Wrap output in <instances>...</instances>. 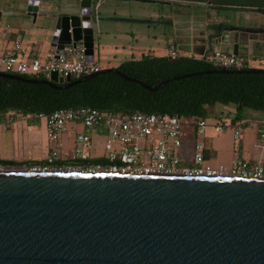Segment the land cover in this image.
Here are the masks:
<instances>
[{"label":"water","instance_id":"95a60500","mask_svg":"<svg viewBox=\"0 0 264 264\" xmlns=\"http://www.w3.org/2000/svg\"><path fill=\"white\" fill-rule=\"evenodd\" d=\"M73 1L76 13L40 15L42 0H9L7 10H0V31L5 35L14 17L33 24L51 19L54 56L63 46L81 42L93 62L99 19L92 6L97 0ZM229 31L236 33L233 39H213L211 47H230L238 55L247 47L239 36L253 30ZM105 73L156 92L172 81L212 72L172 78L154 88L116 68L74 81L55 73L49 80L3 73L0 78L62 92ZM215 73L260 74L264 69ZM0 264H264V178L0 168Z\"/></svg>","mask_w":264,"mask_h":264},{"label":"built area","instance_id":"2783aa9c","mask_svg":"<svg viewBox=\"0 0 264 264\" xmlns=\"http://www.w3.org/2000/svg\"><path fill=\"white\" fill-rule=\"evenodd\" d=\"M104 0H97L92 14L97 19V11ZM98 27L94 35H98ZM30 49L21 41H14L0 55V73L10 75H25L42 77L49 80L55 73L63 79H80L99 72L101 69L95 62H89L85 55V47L81 42L76 45H65L61 54L57 57L54 52L42 62L35 57H30ZM180 56L179 51L171 46L167 51V57L175 60ZM186 57H194L188 55ZM203 57H198L202 59ZM211 64L219 69L247 70L255 68L250 65L253 62L250 53H238L233 55L231 51H221L215 47L211 50L208 59ZM44 119L45 134L49 144L54 147L46 159V165L34 166L28 169L33 171L45 169H57L61 171L82 172H113L128 174H165V175H206V176H231L243 178H264L261 167L251 166L240 161L237 157L229 168L199 167L204 164V144L202 137L211 126L207 119H188L196 138L188 153L183 151L180 140L181 121L179 116L168 115H143L135 112L128 115H115L101 112L91 108H79L75 110H59L49 116L33 115ZM187 120V119H185ZM8 123L12 118L7 119ZM80 124L85 130L75 134L77 146L71 155L72 163L88 161V151L92 148L91 131H103L104 141L102 144L106 158L100 163L87 166L70 165L65 168H50L52 164L60 160L57 143L66 131L68 125L73 129ZM216 134L224 132V127L218 123L211 126ZM259 140L264 142V124L257 128ZM240 137L238 131H234L233 139ZM56 146V147H55ZM180 158L186 159L183 166ZM192 165L196 168H190Z\"/></svg>","mask_w":264,"mask_h":264},{"label":"trees","instance_id":"16d2710c","mask_svg":"<svg viewBox=\"0 0 264 264\" xmlns=\"http://www.w3.org/2000/svg\"><path fill=\"white\" fill-rule=\"evenodd\" d=\"M251 58L253 61L260 59L255 53ZM207 59L208 56L198 59L181 55L172 61L167 56H142L138 60H126L116 67L123 76L142 82L149 88L172 78L212 72L172 81L156 92H148L113 73L93 77L62 92L43 85L0 78V115L18 112L23 115L49 116L59 110L91 108L115 115L138 112L197 120L212 118L209 109L216 105L233 107L232 122L241 121L246 109L264 114V73L217 74L215 71L220 69ZM19 77L43 80L35 76ZM229 114L220 112L216 118L222 120ZM100 162L102 160H88L83 165ZM36 165L40 164L0 160V168H31Z\"/></svg>","mask_w":264,"mask_h":264},{"label":"crops","instance_id":"0c3cea01","mask_svg":"<svg viewBox=\"0 0 264 264\" xmlns=\"http://www.w3.org/2000/svg\"><path fill=\"white\" fill-rule=\"evenodd\" d=\"M9 0H0V10H7L6 5ZM105 1V0H104ZM103 1V2H104ZM164 24V23H163ZM171 26V24H168ZM43 32L42 38L45 41L41 40H28L23 41V30L10 25L7 33L3 35L0 31V55L3 54L4 50L12 45L14 41H21L25 46L30 49V57H35L40 61H46L49 56L54 52V49L50 47L49 42H46V38L51 36L50 31L41 30ZM96 46V45H95ZM180 56H194L198 58L197 53H203V56H207L209 53H206V46L202 42L192 43L189 45H184L183 48H177ZM219 49L230 51V47L219 46ZM113 49H116L118 52H125V50L116 45ZM169 49V47H168ZM100 48L96 47L94 52L93 62L101 65L99 60L102 56L99 52ZM168 51V50H167ZM251 56L250 50H248ZM244 48L239 49V53H245ZM167 52L164 56H155L150 52H146L142 56H154V57H166ZM114 56V55H113ZM133 54H127L126 57H129L128 60L134 59ZM141 56V57H142ZM127 60V59H126ZM136 60V59H134ZM108 66L107 68H116L120 63L116 61L115 57L113 61L107 58ZM264 115V114H263ZM11 117L12 122L8 123L7 119ZM250 121L255 125V135L254 141L249 148L243 149L242 147V136L240 135L238 140L233 139L234 131L239 132V127H246L248 122L236 123L231 122L229 129L226 128L222 120H218L216 117L212 116V120H209V124L212 126L215 123H218L224 127V132L221 134H216L212 127L210 126L205 135L202 137V142L204 144V163L206 167H224L229 168L237 157L240 161L246 162L251 166L261 167L264 171V142L259 140L257 134V128L260 124H264V116H254L250 115ZM228 129V130H227ZM80 124H76L74 129L72 125H68L66 131L60 137L57 147L60 153V160L55 162L50 166V168H65L70 165L77 166H87L83 165V162L72 163L71 155L73 154L77 143L75 140V134L79 132H84ZM92 148L88 151L89 160H103L102 154V144L104 141L103 131L96 130L89 132ZM239 142L238 152L235 151V142ZM56 147V146H55ZM52 147L47 141L45 134V121L44 119L36 118L32 115H23L18 112H9L4 115H0V160L2 161H11L15 163H38L44 166L46 165V159L50 155ZM217 157L222 160L223 164H220ZM221 162V161H220ZM215 164V165H213ZM25 168V167H18Z\"/></svg>","mask_w":264,"mask_h":264},{"label":"rangeland","instance_id":"374dc122","mask_svg":"<svg viewBox=\"0 0 264 264\" xmlns=\"http://www.w3.org/2000/svg\"><path fill=\"white\" fill-rule=\"evenodd\" d=\"M52 2L58 4L54 7ZM45 0H42L41 9L39 10L40 15H51L55 13H69L73 14L77 12L76 2L73 0H54L47 1L50 6H46ZM96 2L93 4V8ZM169 7H165L159 4H146L138 3L133 0L126 2H118L116 0H105L97 11L98 20V31L99 35L95 34L96 47L100 48L102 56L99 60L101 69H106L108 66L107 58L113 61L114 57L116 61L122 63L128 60L127 54H133V58L138 60L146 52H150L155 56H164L172 45H175L178 49L183 48L184 45L179 43L177 40L175 20L169 13ZM164 23V24H163ZM172 23V25H168ZM11 25L23 30V41L28 40H41L43 31L48 30L52 32L53 21L47 18L36 19L35 24L32 23V19L14 17L12 18ZM95 26V25H94ZM95 31H96V27ZM49 37L46 38V42H50ZM114 45L125 50V52H118L113 49ZM114 55V56H113ZM167 56V55H166ZM209 56V54L207 55ZM250 65L255 68L264 69V61L259 60L250 62ZM220 112H229V116L224 118L222 122L229 129L232 122V113L234 112L233 107H222L219 105L209 109V114L213 117L220 115ZM250 115L264 116L262 113L244 110L241 121L236 122L249 124L246 127L240 126L239 133L242 136V147L243 149L249 148L255 135V125L250 121ZM212 120V118H209ZM208 120V121H209ZM181 132L180 140L182 148L185 153H188L193 146L196 138L193 136V130L190 126V120L182 119L181 121ZM227 129V130H228ZM239 142H235V151L238 152ZM106 158V154L103 152L102 159ZM220 164H223L222 160L217 157ZM186 159L180 158V165L183 166V162ZM221 161V162H220ZM215 165V164H213ZM190 168H196L192 165L186 164ZM199 167H205V163ZM214 169L215 167H210ZM10 169V168H6ZM23 169V168H16Z\"/></svg>","mask_w":264,"mask_h":264},{"label":"flooded vegetation","instance_id":"af4514ba","mask_svg":"<svg viewBox=\"0 0 264 264\" xmlns=\"http://www.w3.org/2000/svg\"><path fill=\"white\" fill-rule=\"evenodd\" d=\"M161 5L169 7V13L176 18L179 43L202 42L210 54L213 39L234 38L236 33L229 29L253 30L239 37L247 42L245 53L250 50L260 62L264 61V0H207L204 4L171 1Z\"/></svg>","mask_w":264,"mask_h":264}]
</instances>
